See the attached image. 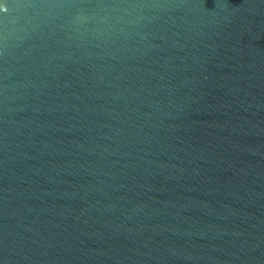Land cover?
<instances>
[{
	"label": "water",
	"instance_id": "1",
	"mask_svg": "<svg viewBox=\"0 0 264 264\" xmlns=\"http://www.w3.org/2000/svg\"><path fill=\"white\" fill-rule=\"evenodd\" d=\"M0 264H264V0H0Z\"/></svg>",
	"mask_w": 264,
	"mask_h": 264
}]
</instances>
